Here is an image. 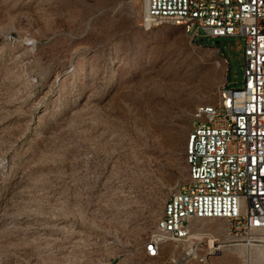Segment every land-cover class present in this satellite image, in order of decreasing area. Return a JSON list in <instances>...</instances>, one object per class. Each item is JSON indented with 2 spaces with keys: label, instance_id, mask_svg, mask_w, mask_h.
Instances as JSON below:
<instances>
[{
  "label": "rangeland",
  "instance_id": "rangeland-1",
  "mask_svg": "<svg viewBox=\"0 0 264 264\" xmlns=\"http://www.w3.org/2000/svg\"><path fill=\"white\" fill-rule=\"evenodd\" d=\"M144 9L0 0V264H264L215 218L147 252L195 110L244 84V40L147 29Z\"/></svg>",
  "mask_w": 264,
  "mask_h": 264
},
{
  "label": "built area",
  "instance_id": "built-area-1",
  "mask_svg": "<svg viewBox=\"0 0 264 264\" xmlns=\"http://www.w3.org/2000/svg\"><path fill=\"white\" fill-rule=\"evenodd\" d=\"M180 19L198 23L196 39L242 37L244 84L228 80L225 113L194 122L188 181L147 252L191 237L190 224L204 218L224 219L229 236L264 245V0H145L143 26Z\"/></svg>",
  "mask_w": 264,
  "mask_h": 264
},
{
  "label": "bare ground",
  "instance_id": "bare-ground-1",
  "mask_svg": "<svg viewBox=\"0 0 264 264\" xmlns=\"http://www.w3.org/2000/svg\"><path fill=\"white\" fill-rule=\"evenodd\" d=\"M164 22L172 23V24H176V25H182V26L186 27V29L191 33V35L194 39H196V37L198 36V23L194 22V19H180L178 21H164ZM164 22L154 23V24L144 25V26L147 29H149L152 26L159 25V24L164 23ZM227 84H228V81L225 85H227ZM226 110H227L226 93H225V89L223 88L215 103L209 104V105H202L195 110L194 122L202 120V115H204V116L219 115V114L225 113ZM193 137H194V125L192 127V130L189 132V134L187 136V141H186V161H187V164L189 167V173H190V168H192V164H193V148H192ZM174 193H176V191ZM174 193H172L168 197V199L166 200V202L164 204L161 223L163 222V219H164V211H170L171 202H172V198L174 197ZM161 223H160V228H161ZM214 241H215V239L213 237H211L209 239L210 245H213Z\"/></svg>",
  "mask_w": 264,
  "mask_h": 264
},
{
  "label": "trees",
  "instance_id": "trees-1",
  "mask_svg": "<svg viewBox=\"0 0 264 264\" xmlns=\"http://www.w3.org/2000/svg\"><path fill=\"white\" fill-rule=\"evenodd\" d=\"M203 40V39H202Z\"/></svg>",
  "mask_w": 264,
  "mask_h": 264
}]
</instances>
